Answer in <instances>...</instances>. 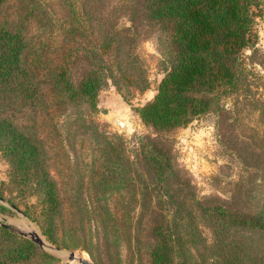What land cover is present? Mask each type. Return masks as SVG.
Here are the masks:
<instances>
[{
	"label": "trees",
	"instance_id": "16d2710c",
	"mask_svg": "<svg viewBox=\"0 0 264 264\" xmlns=\"http://www.w3.org/2000/svg\"><path fill=\"white\" fill-rule=\"evenodd\" d=\"M7 1L0 0V5ZM16 1L14 16L19 23L12 26L7 15L0 16V152L11 165L10 179L19 185L20 194L26 189L36 195L43 234L52 242L50 232L57 221H63L57 182L43 141L31 131L35 125H18L13 112L20 107L33 115L42 112L51 129L58 119L62 149L68 153L71 148L81 167L89 168L97 191H103L127 161L87 115L98 111V94L109 83L125 100L130 89L142 91L148 86L138 54L139 26L157 32L163 76L153 98L134 111L146 126L165 131L185 126L218 106L219 95L235 88L237 56L255 43L254 20L263 12L262 0H132L126 5L127 26L119 23L116 10L100 9L102 0ZM77 140L80 145L88 140L83 158ZM138 144L141 166L152 184L173 199L167 191L172 165L163 145L146 137ZM72 195L77 204L83 203L79 210L90 206L92 199L83 197V188H75ZM0 197L5 199L1 192ZM5 200L18 207L13 199ZM172 204L179 209L174 199ZM159 205L152 209L147 227L148 264H239L244 259L229 238L231 231L264 233V199L247 209L199 203V216L211 232L210 243L197 230L192 207L182 211L179 222L169 223L162 211L164 203ZM0 210L9 209L0 203ZM23 212L38 220L29 206ZM111 217L105 208L104 228ZM0 235L10 241L0 252V264L26 259L34 247L1 224ZM105 241L109 245L107 237Z\"/></svg>",
	"mask_w": 264,
	"mask_h": 264
},
{
	"label": "rangeland",
	"instance_id": "374dc122",
	"mask_svg": "<svg viewBox=\"0 0 264 264\" xmlns=\"http://www.w3.org/2000/svg\"><path fill=\"white\" fill-rule=\"evenodd\" d=\"M263 12L255 17V43L244 48L236 59V84L233 90L221 93L218 106L192 118L185 126L171 130L155 131L142 123L134 107L150 101L163 76L161 55L156 46L155 29L142 24L138 28V54L142 58L148 86L142 91L130 89L125 100L113 84L104 86L98 94V111L88 114L87 119L97 125L120 150L127 165L118 168V177L96 189L89 176V168L81 167L71 155L62 149L59 141L60 123L54 129L40 112L31 114L20 107L13 112L14 121L21 126L35 125L33 131L46 148L51 173L57 182L62 201L60 218L50 233L52 242L41 226L40 204L32 190L20 194L11 181V165L0 152V192L5 199H13L18 211H1L9 225H20L26 219L42 238L64 251H74L76 256L88 259L91 264H148L147 233L152 209L164 203L166 220L179 222L182 211L192 207L197 230L211 242L207 221L199 216L198 204L229 203L238 209L254 208L264 199V0ZM132 0H102L100 9L115 11L119 23L129 25L128 8ZM125 6V7H124ZM16 0L0 5V16L7 15L11 25L19 23L14 16ZM79 65L75 66V70ZM54 118V122H55ZM57 129V130H56ZM103 136V135H102ZM150 138L163 145L168 153L171 171L167 179L168 193L180 204L176 209L172 198L163 194L141 166L138 139ZM76 141L80 158L86 147ZM174 172V173H173ZM176 176V177H175ZM96 178V175L93 176ZM116 177V176H115ZM98 178V177H97ZM83 183V186L81 184ZM84 189L85 199H92L90 206L79 210L73 197L74 189ZM19 192V194H18ZM96 195H99L98 207ZM93 201V205H92ZM159 205V206H158ZM29 206L32 217L23 211ZM108 208L113 217L104 228V212ZM161 211V209H160ZM23 227V226H22ZM178 230L180 228H177ZM234 230V229H233ZM28 231V230H25ZM23 237V236H22ZM105 237L109 242L106 244ZM229 238L236 243L243 255L239 264H264V233L245 230L231 231ZM30 241V240H29ZM26 259L7 264H72L64 258L47 256L37 244ZM10 243L0 235V252ZM2 245H4L2 247ZM193 253L194 250H192ZM53 252V251H52ZM55 253V252H53ZM57 254V253H55ZM62 255V254H61Z\"/></svg>",
	"mask_w": 264,
	"mask_h": 264
},
{
	"label": "water",
	"instance_id": "95a60500",
	"mask_svg": "<svg viewBox=\"0 0 264 264\" xmlns=\"http://www.w3.org/2000/svg\"><path fill=\"white\" fill-rule=\"evenodd\" d=\"M0 202L4 203V199L0 197ZM7 207L14 209L19 212V210L16 208L15 205L6 202L5 203ZM0 224L2 226L10 227L11 230L16 232L18 235L25 237L26 239L34 242L37 244L40 248H42L46 253L52 255L53 257L57 258H64L67 261H73L77 260L79 264H91L88 259L82 256L76 257L74 251H64L58 247H55L54 245L47 243L42 236L34 231V230H29L25 231L22 226L20 225H9L8 223L5 222V219L3 217L0 218ZM52 251H56L58 254L53 253ZM59 253H63L62 255Z\"/></svg>",
	"mask_w": 264,
	"mask_h": 264
},
{
	"label": "bare ground",
	"instance_id": "6f19581e",
	"mask_svg": "<svg viewBox=\"0 0 264 264\" xmlns=\"http://www.w3.org/2000/svg\"><path fill=\"white\" fill-rule=\"evenodd\" d=\"M19 220H20L19 222L22 223V226H23V229L24 230H28V231L29 230H34V231H36L35 228H34V226L32 224H30L26 219H19ZM53 252L57 253L56 251H53ZM59 254H63V253H59ZM76 257H78V256H76ZM72 264H79V263H78L77 260H74L72 262Z\"/></svg>",
	"mask_w": 264,
	"mask_h": 264
}]
</instances>
